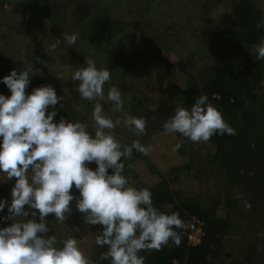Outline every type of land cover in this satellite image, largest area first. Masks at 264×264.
<instances>
[{
  "label": "rangeland",
  "instance_id": "1",
  "mask_svg": "<svg viewBox=\"0 0 264 264\" xmlns=\"http://www.w3.org/2000/svg\"><path fill=\"white\" fill-rule=\"evenodd\" d=\"M38 1L42 0H0V78L8 75L12 69L23 70L24 62L32 60L40 74L31 78L26 93L41 82L52 85L58 96H65L63 101L58 102L60 114L54 120L58 122L63 117L85 123L89 126L88 131L94 135L92 112L95 102L79 97L74 90L78 82L71 81V75L77 67L86 66V57L94 60L98 69L107 67L110 80L104 85L105 97L108 89L116 85L124 101L122 112L113 111L112 103L106 99L100 101L107 116L113 121H121L112 134L122 146L133 141L154 146L147 156L139 153L132 168L126 169L131 186L138 188L139 184H143L151 188L162 178L171 186L179 182L181 191L197 197L205 207L222 203L214 209V214L226 219V201L216 180L215 163L207 162L209 152L206 153L199 143H192L179 133L165 135L163 131H149L147 125L145 134L138 136L123 125V120L125 114L146 120L148 111H156L168 99L170 106L176 108L180 105L176 97L170 96L171 85L186 89V74L200 80L201 73L212 64L213 58L218 59L215 53L209 51L210 45L203 31L218 23L222 14L229 12L232 0H49L47 15L33 9L39 5ZM54 3L57 7L51 8ZM83 3L92 6L98 4L97 10L107 11L118 23V31L112 37L111 44L99 52L88 44L87 27L77 24V9ZM27 10L36 14L33 21L26 19ZM63 33L77 34L76 43L63 45ZM55 39H61V45L53 49ZM114 53L129 59L132 66H118ZM179 63L185 69L181 70ZM57 76H63V80ZM158 79L164 81L165 89L159 86ZM65 88L69 90L67 94L63 91ZM0 94L11 95L3 83H0ZM176 144H180V147L173 151ZM238 164L239 159L235 157V169ZM205 167L216 172L215 179L210 182ZM263 167L264 163L260 169ZM3 178L0 175V179ZM14 182L15 178L11 181L0 180V198L10 201L7 198L12 189L10 185ZM231 188L233 208L227 218L231 225L224 238L223 250L224 255L230 258L225 260V264H241L248 254L254 260L253 264H261V253L258 252H262L263 248L258 242L264 239V198L254 196L248 199L246 190L236 185ZM71 191L79 198L74 185ZM70 207L72 213L62 223L49 214L45 221L49 233L56 236L57 246H61L69 237L76 238L93 264L97 247L96 225H84L75 208V200L70 202ZM25 209L28 210V206ZM0 215L5 216L7 212ZM7 226L10 225H0ZM255 244L258 245L257 255L255 251L251 253ZM242 264L248 263L245 261Z\"/></svg>",
  "mask_w": 264,
  "mask_h": 264
},
{
  "label": "clouds",
  "instance_id": "2",
  "mask_svg": "<svg viewBox=\"0 0 264 264\" xmlns=\"http://www.w3.org/2000/svg\"><path fill=\"white\" fill-rule=\"evenodd\" d=\"M62 39L63 45H74L78 36L63 33ZM60 45L61 39H55L52 48ZM251 52L255 60H264V38ZM85 65L72 72L71 81L78 82L74 90L82 100L95 102L94 135L85 123L63 117L54 120L58 115L55 106L65 96H58L52 85L26 93L31 78L40 74L34 63L24 62L23 70L12 69L0 78L11 93L0 94V175L4 177L0 180L15 178L11 202L0 198V213L7 207L0 222L12 221L10 226L0 227V264H91L76 238L69 237L57 246L56 236H46L50 230L46 218L53 214L57 222H64L72 213L73 200L85 226H101L95 244L107 251L100 261L144 264L141 251L160 250L170 242L181 244L177 229H183L184 224L179 213L157 210L151 192L131 186L126 174V168H132L127 161L133 151L147 156L154 146L139 141L130 146L120 144L112 132L121 121L107 116L100 101L106 99L113 111L122 112L121 90L114 85L105 97L110 70L98 69L88 57ZM57 77L63 80V76ZM63 91L67 94L69 90ZM123 125L138 136L145 134L143 117L125 114ZM162 128L165 135L179 133L192 142L236 134L207 95L197 97L190 108L177 105ZM179 147L176 144L173 151ZM93 162L95 170L88 166ZM73 185L79 198L71 191Z\"/></svg>",
  "mask_w": 264,
  "mask_h": 264
},
{
  "label": "trees",
  "instance_id": "3",
  "mask_svg": "<svg viewBox=\"0 0 264 264\" xmlns=\"http://www.w3.org/2000/svg\"><path fill=\"white\" fill-rule=\"evenodd\" d=\"M41 2L38 1L39 5L33 9L47 15L50 7L49 0ZM97 6L98 4L94 6L81 4L77 9V24L87 27L88 44L93 50L99 52L111 44L112 37L118 31V23L107 11L97 10L99 7ZM56 7V3L51 6V8ZM203 34L210 45L209 51L215 53L218 59L213 58L212 64L201 73L200 80L192 78L189 73L186 74L188 77L186 89L175 84L171 85L173 87L170 90V96L176 97V100L180 101V106L190 108L197 97L207 95L209 102L235 129V135H214L207 142H196L206 153L209 152L206 155L207 162L215 163L218 174L216 180L219 182L222 197L226 201L228 218L233 208L232 186L236 185L246 190L247 194L249 193L246 195L248 199L254 196L264 198V167L260 169V165L264 163V60H255V53L251 52L253 46L264 38V0H232L229 12L222 14L218 23L205 28ZM115 55L118 66H132L129 59L122 57L119 53ZM29 63H32V60ZM180 67L181 70L185 69L183 64ZM158 82L159 86L165 89L164 81L158 79ZM41 85L47 84L41 82L38 87ZM165 91L167 92L168 89ZM168 100L163 102L156 111L147 112L145 121L149 131H163V123L173 115L175 107L170 106L167 103ZM55 109L59 116L58 104ZM51 110L50 106L49 111ZM139 155V152L134 150L131 159L127 162L132 165ZM235 157L239 159L236 169ZM88 166L93 170L96 168L94 163ZM246 166H249L251 170ZM109 173L111 174L110 170ZM215 173L210 168H206L205 174L209 182L215 179ZM14 183L10 186L13 187ZM175 184L176 186H171L162 178L156 186L151 188L143 184L138 185V189L147 188L151 192L153 206L157 210L168 213L178 212L184 224L183 229H177L182 236L181 244L175 246L170 242V246H162L160 250L141 251L139 254L144 257V264H225V260L230 256L223 253L224 238L231 224L227 218L214 214V209L220 207L222 203L205 207L197 197L181 191L179 182ZM10 193L7 198L10 200L9 203L11 202ZM4 212H7V207ZM82 215L78 214L81 219ZM193 218L203 224L202 242L197 247H191L187 242L188 224ZM3 223L5 222H0V225H10L12 221ZM96 229L99 231L101 226L96 225ZM46 236L53 235L48 232ZM258 244L262 245V252L257 251L258 245L255 244L256 247L251 253L254 254V251L256 255L257 252L261 253V264H264V239ZM106 251V247L97 246L93 264H110L109 260H99L100 255ZM222 256H224L223 259H221ZM245 261L248 264L254 262L249 254L244 257Z\"/></svg>",
  "mask_w": 264,
  "mask_h": 264
},
{
  "label": "built area",
  "instance_id": "4",
  "mask_svg": "<svg viewBox=\"0 0 264 264\" xmlns=\"http://www.w3.org/2000/svg\"><path fill=\"white\" fill-rule=\"evenodd\" d=\"M36 18V14H34L31 10L26 11V19L33 21ZM203 224L199 222V220L193 218L188 224V234H187V242L191 247H197L202 242V231Z\"/></svg>",
  "mask_w": 264,
  "mask_h": 264
}]
</instances>
